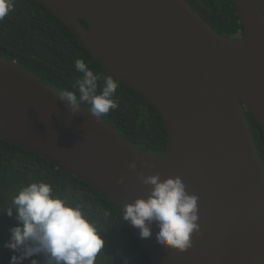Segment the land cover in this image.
<instances>
[{
    "label": "water",
    "instance_id": "1",
    "mask_svg": "<svg viewBox=\"0 0 264 264\" xmlns=\"http://www.w3.org/2000/svg\"><path fill=\"white\" fill-rule=\"evenodd\" d=\"M35 1L158 112L167 147L146 152L84 106L70 115L58 90L2 57L0 140L86 182L120 218L149 191L139 172L180 177L198 196L191 247L162 248L155 225L141 239L124 222L151 264H264V165L247 118L264 135V0H231L236 38L218 34L186 0Z\"/></svg>",
    "mask_w": 264,
    "mask_h": 264
},
{
    "label": "trees",
    "instance_id": "2",
    "mask_svg": "<svg viewBox=\"0 0 264 264\" xmlns=\"http://www.w3.org/2000/svg\"><path fill=\"white\" fill-rule=\"evenodd\" d=\"M218 34L236 38L242 33L239 16L231 0H186ZM86 26L85 23H83ZM0 57L15 61L59 92L74 91L81 75L74 62L83 59L94 73H107L81 46L76 36L35 0H14V11L0 21ZM116 110L102 117L128 141L142 150L162 155L167 147V131L158 112L142 97L119 82ZM83 106V105H82ZM84 107H87L85 105ZM259 155L264 165V135L247 112ZM44 181L54 191L78 204L95 219L104 232V248L95 264H151L137 240L111 205L86 182L57 170L48 161L0 140V264H9L10 250L3 247L9 228L17 222L2 213L21 186ZM107 210L110 215L103 216ZM24 264H30L24 261Z\"/></svg>",
    "mask_w": 264,
    "mask_h": 264
},
{
    "label": "clouds",
    "instance_id": "3",
    "mask_svg": "<svg viewBox=\"0 0 264 264\" xmlns=\"http://www.w3.org/2000/svg\"><path fill=\"white\" fill-rule=\"evenodd\" d=\"M13 11L14 0H0V21ZM74 67L81 74L73 84L74 91L58 92L59 100L67 102L70 115L87 105L99 121L119 107L114 98L119 82L113 75L94 73L80 58ZM129 168H137L135 160ZM137 175L149 191L146 197L123 206L119 213L123 222L138 229L141 239L151 238L155 225L156 240L162 248L186 251L191 247V235L200 231L198 196L187 192L180 177L162 179L159 172L145 176L143 171ZM124 181L120 177L117 182ZM3 214L17 222L9 228V239L3 245L13 253L9 264H24L26 260L30 264H95L105 245L97 221L42 180L21 186ZM109 215V211L103 212L104 217Z\"/></svg>",
    "mask_w": 264,
    "mask_h": 264
}]
</instances>
